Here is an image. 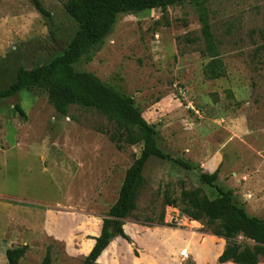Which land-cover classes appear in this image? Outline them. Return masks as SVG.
I'll return each instance as SVG.
<instances>
[{
  "label": "rangeland",
  "instance_id": "rangeland-1",
  "mask_svg": "<svg viewBox=\"0 0 264 264\" xmlns=\"http://www.w3.org/2000/svg\"><path fill=\"white\" fill-rule=\"evenodd\" d=\"M39 1L49 16L31 0H0V89L17 68L60 55L77 29L65 0ZM205 5L225 63L220 79L202 75L207 58L190 0L120 15L73 69L132 97L163 151L203 172L219 166L216 184L249 215L264 218V0ZM106 126L94 110L59 113L40 89L0 101V264L6 249L21 245L28 249L18 264H39L47 250L50 264H83L141 149H117L99 130ZM143 178L134 219L123 222L128 240L112 239L94 264H220L225 239L162 199L165 189L172 197L182 188L201 187L210 197L215 190L196 171L158 159L146 163Z\"/></svg>",
  "mask_w": 264,
  "mask_h": 264
},
{
  "label": "trees",
  "instance_id": "trees-1",
  "mask_svg": "<svg viewBox=\"0 0 264 264\" xmlns=\"http://www.w3.org/2000/svg\"><path fill=\"white\" fill-rule=\"evenodd\" d=\"M39 13L49 16L39 0H31ZM187 0H65L64 10L77 25L67 48L50 62L31 69L19 67L15 79L0 89V101L22 90L40 89L47 94L49 103L59 113L68 116L70 107L94 110L104 116L106 128H99L121 150L126 146L141 145L139 155L127 169L116 201L105 214L98 236L83 260L94 264L115 237L128 240L123 230L125 219L133 218L137 198L145 185L143 171L150 159L171 163L187 171H196L198 180L215 190L208 196L201 187L180 190L172 197L169 190L162 192L163 202L178 208L190 221L200 222L213 236L224 238L226 244L217 260L220 264H259L264 262V218L249 215L235 203L230 190L216 184L219 166L212 172H203L199 167L182 158L163 151L156 142L154 127L142 116V111L132 97L120 93L86 71H75L73 65L82 57L91 54L112 31L122 14L140 13ZM193 2L201 24L202 56L207 61L202 66L206 80H217L226 75L225 63L208 21L206 0ZM195 43L196 38H188ZM15 110L25 117L19 106ZM134 219V218H133ZM146 222H153L146 219ZM252 243V244H250ZM27 245L5 250L6 264H18L26 253ZM47 250L39 264H50Z\"/></svg>",
  "mask_w": 264,
  "mask_h": 264
},
{
  "label": "built area",
  "instance_id": "built-area-1",
  "mask_svg": "<svg viewBox=\"0 0 264 264\" xmlns=\"http://www.w3.org/2000/svg\"><path fill=\"white\" fill-rule=\"evenodd\" d=\"M180 255H181L182 260H185L188 257V254L186 252H183V251L180 253Z\"/></svg>",
  "mask_w": 264,
  "mask_h": 264
}]
</instances>
